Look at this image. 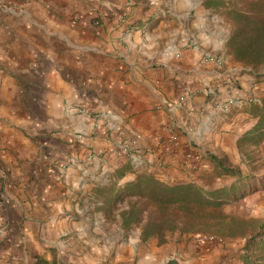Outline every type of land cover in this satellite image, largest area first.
Wrapping results in <instances>:
<instances>
[{"label": "crops", "instance_id": "1", "mask_svg": "<svg viewBox=\"0 0 264 264\" xmlns=\"http://www.w3.org/2000/svg\"><path fill=\"white\" fill-rule=\"evenodd\" d=\"M123 2L0 0L8 71L0 75V264L87 263L89 253L76 248L95 240L81 201L127 163L168 182L199 185L213 173L226 182L213 190L255 185L240 205L256 228L202 246L197 264H264V174L239 172L231 153L243 142L264 144V68L208 62V36H192L200 45L183 49L175 21L170 31L162 22L142 34L132 25L149 19L140 14L147 0L119 23ZM239 97L256 103L229 105ZM125 144L138 151L136 162L113 153Z\"/></svg>", "mask_w": 264, "mask_h": 264}, {"label": "rangeland", "instance_id": "2", "mask_svg": "<svg viewBox=\"0 0 264 264\" xmlns=\"http://www.w3.org/2000/svg\"><path fill=\"white\" fill-rule=\"evenodd\" d=\"M192 1L162 0V3H158L153 0H147L146 6L142 5L140 14L145 15L148 13L149 19L138 20L132 26L139 27L141 33L145 34L162 22L165 25V30L170 31L173 25L170 22L175 21L176 24H182L183 26L185 34L183 49L189 50L200 45V42L198 44L194 37L204 38L208 36L209 42L215 48L214 51L209 52L210 55L205 56V60H208V62L214 61L222 68H235L238 64L253 67L254 69L257 67L264 68V63L255 66L242 62L236 57L230 45L235 26L222 10L207 8L206 2L208 0H200L203 1L202 5H192ZM226 1H233L238 7L245 4L242 0ZM245 1L248 3L252 0ZM137 2L138 0H132L131 12L127 18L132 14ZM13 7L12 9H14ZM176 10L180 14L179 17L174 15ZM188 12L190 13L186 16ZM155 16L157 18L154 19L153 17ZM198 40L200 39L198 38ZM209 56L213 59L210 60ZM1 57L3 56L0 54V75H2L1 71L4 70ZM4 72L7 73L8 71L4 70ZM262 76H264V73ZM215 87L216 85H211L210 88L214 90ZM236 101H243L244 105L249 103L247 106L256 103L252 98L247 100L239 97L234 99V103ZM229 105L228 107L230 108ZM113 153H115V149ZM231 153L238 164L239 168L237 170L239 172L264 174V144L255 146L243 142L233 147ZM215 178L213 173L205 175L203 177L204 181L199 185L206 190L226 185V182L217 184ZM178 183L184 182L179 181ZM230 183L231 181L228 184ZM120 185H122L121 182ZM112 187H117L114 185V180L109 178L100 181L90 190L88 196L81 201V206L87 209L84 216L88 219L90 227L88 239L95 240L94 244H79L76 248L78 252L85 250V252L89 253V260L85 264H197L202 246L206 247L205 245H209L199 242L198 238L200 236L221 237L224 240L222 244L214 243L212 245L225 246L232 243L231 239L236 240L238 236L256 228L255 223L242 220L241 199H237L236 202L224 204L220 208L210 207L198 210L197 213L199 214L192 217L193 219L189 221H185L180 217L177 222V229L168 231L164 239L161 237L144 239L142 235L143 225L126 226L122 217V212L128 210L130 203L135 202V199L127 198L123 201L115 202L109 191ZM100 190L104 192L101 194ZM255 234L250 233L249 239L253 240L256 237ZM77 238L78 236H74V239ZM169 260L170 262L168 263L167 261ZM224 261L230 262V260ZM222 264H224L223 260Z\"/></svg>", "mask_w": 264, "mask_h": 264}, {"label": "trees", "instance_id": "3", "mask_svg": "<svg viewBox=\"0 0 264 264\" xmlns=\"http://www.w3.org/2000/svg\"><path fill=\"white\" fill-rule=\"evenodd\" d=\"M242 1L245 4L238 7L233 1L208 0L206 7L222 10L233 22L235 31L230 45L236 57L247 64L261 65L264 63V0H252L248 3ZM259 114V128H264V101L259 108ZM221 169L222 175L237 173L234 169ZM128 172H137L135 180L120 185V180ZM110 180H114V185L117 186L109 190L115 202L127 198L135 199V202L130 203L129 209L122 212V217L126 226L143 225L144 239H164L168 231L177 229L180 217L189 221L199 214L198 210L220 208L224 204L236 202L245 194L257 191L255 185L246 187L240 181L214 190H206L193 182L169 183L146 169L134 170L131 163L116 171ZM103 192L100 190L101 194Z\"/></svg>", "mask_w": 264, "mask_h": 264}, {"label": "built area", "instance_id": "4", "mask_svg": "<svg viewBox=\"0 0 264 264\" xmlns=\"http://www.w3.org/2000/svg\"><path fill=\"white\" fill-rule=\"evenodd\" d=\"M131 7H132V0H124L123 2V7H122V10L117 18V21L119 23H123L127 20V17L128 15L130 14L131 12ZM210 60L213 59L211 58L210 56L208 57ZM253 101V100H251ZM236 102H240V101H236ZM234 103V100H231L230 101V104H233ZM228 108V105H226L225 107H223V109H227ZM172 141L174 143H177L178 142V138L177 137H173L172 138ZM115 153L118 155V156H125L127 158H129V160H132V162H136L139 158V153L138 151H134L132 149V146L131 145H121L119 146L118 148L115 149ZM0 229L1 226H0ZM198 241L201 242V243H207V244H222L224 242L223 238L221 237H218V236H200L198 238Z\"/></svg>", "mask_w": 264, "mask_h": 264}]
</instances>
